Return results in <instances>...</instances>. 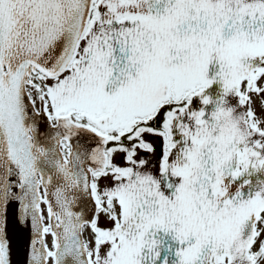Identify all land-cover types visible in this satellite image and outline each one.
<instances>
[{
    "label": "snow or ice",
    "instance_id": "snow-or-ice-1",
    "mask_svg": "<svg viewBox=\"0 0 264 264\" xmlns=\"http://www.w3.org/2000/svg\"><path fill=\"white\" fill-rule=\"evenodd\" d=\"M0 264H264V0H0Z\"/></svg>",
    "mask_w": 264,
    "mask_h": 264
}]
</instances>
